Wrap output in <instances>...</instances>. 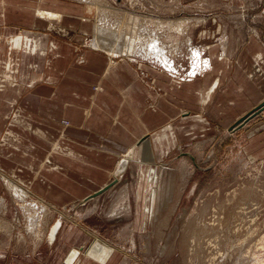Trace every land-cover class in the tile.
Listing matches in <instances>:
<instances>
[{
  "label": "rangeland",
  "instance_id": "374dc122",
  "mask_svg": "<svg viewBox=\"0 0 264 264\" xmlns=\"http://www.w3.org/2000/svg\"><path fill=\"white\" fill-rule=\"evenodd\" d=\"M40 9L61 13L64 21L46 20ZM263 11L264 0H0V264H82L98 248L97 239L122 246L139 264H264V111L231 130L264 102V92L253 103L238 102L239 86L229 84L225 92L224 82L237 73L232 53L249 42L243 46L245 24L263 19ZM19 36L34 38V50L13 49ZM153 39L177 71L132 52ZM53 44L60 49L53 52ZM193 49L202 50L204 63L212 52L231 55L213 63L225 71L224 90L208 104L199 89L212 69L190 75L198 60ZM95 50L105 57L96 59L90 54ZM6 64L17 72L9 73ZM86 64L91 80L101 65L105 77L107 71L122 73L106 78L118 90L119 77L148 90L134 102L137 135L122 137L120 125L129 116L120 114L121 107L109 115L116 118L111 125L92 122L85 128L98 138L129 142L123 151L97 139L88 145L84 130L63 115L67 101L83 104ZM255 67L264 79V70ZM261 85L250 83L243 92L249 97ZM50 98L59 103L53 109L59 121L52 126ZM43 99L49 106L42 110ZM98 100L91 98L95 109L102 105ZM83 150L111 171L84 170ZM3 174L28 192V201L48 205L38 233L29 231L24 201ZM144 209L150 211L148 223Z\"/></svg>",
  "mask_w": 264,
  "mask_h": 264
},
{
  "label": "crops",
  "instance_id": "0c3cea01",
  "mask_svg": "<svg viewBox=\"0 0 264 264\" xmlns=\"http://www.w3.org/2000/svg\"><path fill=\"white\" fill-rule=\"evenodd\" d=\"M262 18L263 19L256 21V23H254V24H251V22H249L248 24H245V28H248L249 30L244 35V36L248 35V40H243V46L248 41L249 42L247 43V45L245 46V48L242 52L239 51L240 53H232V56H233L232 58L238 60V64H237L238 67L236 68L237 73L234 74V78H231V79L228 78L227 80H224V82L226 81L225 92L228 91L227 87L229 86V84H232L235 87H236V85L239 86V90H237V92H236L237 94H239V96L237 97L238 102H240V101H252V103H253V102H255L256 99L259 100L258 97H261L263 95L262 92H264V86H262V85H261L262 90L256 88L257 90L255 91V93L250 92L249 97L245 94V92H243V87H245V86L247 87L250 83L252 85L254 84V82L264 84V79L262 77V74H258L256 72H254V69H256V67H255L256 64H258L259 67L262 68V69L260 68L261 71L264 70V39H263V37H264V11H263ZM44 19H46V18H44ZM46 20L53 21L52 19H46ZM56 21H58V20H56ZM60 21L61 20H59V22ZM16 37H17V33H15V35H14V38H16ZM26 37H27L26 39H28L29 44L34 43V41H35L34 38H29V36H26ZM11 39H12V37H11ZM11 39H9V41ZM26 39H22L21 36H19L18 40H16L14 42L15 47H13V49H16V43L17 42L19 43V48L16 50L22 49L23 46L25 47ZM21 44H22V47H21ZM58 49H60V48H58ZM29 52H31V50H29ZM221 52H216L217 54L212 52V54H211L212 56H210L208 58L209 67L207 69H212V70H210L208 73L209 77H208V75H206L208 77V79H206V81L204 82V85L201 86V88L199 89V94H201V100H202L203 104H208L212 100V97L215 95L216 91L210 97L208 96L207 93L211 90L215 80L221 78V76H222L221 73L225 74V71L224 70L220 71L221 70L220 68L215 70V66H213V63L217 60L222 62V61L228 60V58L229 59L231 58L229 51L223 50ZM227 52H228V56H227ZM92 53H93V55L96 56V59H98V60L102 59V57H105L102 53H99L96 50L90 51V54H92ZM26 54H28L27 51H26ZM31 55H33V54H31ZM54 59H58V57H55ZM6 65H7L9 73L17 72V71H15L16 70L15 67L13 69L14 71L10 69L11 64H6ZM86 66L89 67L88 69L83 68V75L86 77V80L84 77H82L81 78V82H82L81 84L82 85L80 86V91L83 92L82 93V98H83L82 103L83 104H82V106L81 105H70L72 102L67 101L63 115H64V117L67 118V120L71 124H74V126H76L77 128L81 127L84 130L82 132L83 133L82 137L84 139H87L86 143H88V145H94V143H95L94 141H95V139H97L98 141H102L103 144L105 142L104 145L107 144L112 149H116L117 152L123 151L122 149H124V148L127 149V147H130L131 144H129V142H126L124 140L121 141L117 136L110 137L109 139L105 138V137L98 138V137H95L94 135H91V133H90L91 130L87 131L85 128H87V127L89 128V126L92 122L94 124H97V126H99V128L103 127L104 125L106 126V123H109L111 125V123H113V121H116V118L109 117V115L112 114L114 116L116 113V111H114V108L121 107V113L120 114L122 116H125V117L129 116V119L122 121V122H125V124L120 125L121 130H124L123 134L121 133L123 135L122 137L127 139V138H130L132 136V134L137 135V132L135 131V129L137 128V125H136L137 119H136V117L134 115V111H133V108L135 106L134 102L135 101L137 102V99H139V96H140V98H145L147 96L148 90L144 86L145 84L140 85L137 83L138 86H144V87H138L137 85H135V83H129L128 80H124V77L117 78V79H121L120 85H122L121 89L118 90L113 85H109V82H108L109 80L106 78L110 75L111 76L112 75L117 76V75H120L122 73H120V71L119 72L118 71H114V72L107 71L106 72L107 77H105L106 74L104 75V74H102V72H99V70L102 68L101 65H99V67L97 68V71L94 72L93 78L91 80V71H90L91 65L86 64ZM93 68H96V67L93 66ZM206 70H203L202 72H205ZM242 70L244 72L243 74H242ZM223 71H224V73H223ZM202 72H200V73H202ZM229 74H228V76H229ZM193 77H195V76H193ZM87 79H88V81H87ZM90 80L93 82V84L91 83ZM196 80L197 79H195L194 81H196ZM128 84L136 86V88L138 89L137 94H135L134 89H132V90L130 89V86ZM123 85L124 86L128 85L129 87L123 89L122 88ZM2 87H5V86L3 85ZM94 87H96V88H94ZM64 88H67V91H71V92H78L79 91V89L74 90V88H70L69 86H66ZM221 89L224 90V87L222 88V78H221V85L217 89L218 92ZM120 91H122V93H120ZM142 91H143V93H141ZM199 94L196 93L195 95L196 96L198 95L200 97ZM92 97L93 98L94 97L99 98L98 102L102 104V105H99L97 109H95L96 108L95 104L91 105V98ZM250 97H251V99H250ZM104 98H105V100H104ZM38 99H40V98L38 97ZM50 100H51V98H50ZM72 100L74 101V99H72ZM231 102H233V101H231ZM43 103H44V99L42 100V105H41L42 110L49 106V104H47V103L43 104ZM58 104L59 103L56 102L55 100L50 101L51 112H50V114L49 113H47V114H49L51 116V118L49 117L47 119L49 120L48 123H51V126L53 125V123H55L54 125H57V123L59 121V118L54 117V115H56L57 113L53 110V109H56L59 107ZM248 105L251 106L252 104L248 103ZM230 106H232V103L230 104ZM105 108H106V110H105ZM108 108H110V109L112 108V110H110L108 112V110H107ZM125 108H127L128 110H125ZM137 109H138V111H136V113L140 117V114H139V112H141L140 108H137ZM126 125L128 126V128H126ZM69 128L70 127L62 126V129L64 131L66 129H69ZM105 128H107V127H105ZM38 129H41V132L45 133L43 127L38 128ZM73 130H75V129H73ZM47 132H48V134H50V137H52L53 134H54V136H56L55 132L52 131L49 127H48ZM69 134H70V132H69ZM119 136H120V134H119ZM125 146H127V147H125ZM82 162L84 163V166H83L84 170H87V168L90 167V168L96 169L100 172H102V169H104L105 172H109L112 169L110 164H107L105 162L103 165V163H101V162H103L102 160L100 161L99 159H95L91 156H88L84 150L82 151ZM126 166H127V164H126ZM5 178L9 179V177L7 175L5 176ZM102 182H103V180H102ZM145 210L146 209H144L143 211L140 210L142 213L141 216H142V219L146 218L147 223H148V220L150 218V211L146 212ZM149 210H150V208H149ZM147 223L145 224L144 227H147ZM90 236H91V234H90ZM97 240H98V242H96V245H97L96 247H98L99 249L97 248L95 250V248H92V250L90 251V254H89L90 256H94V258H92L90 256L86 257L85 259L83 258L84 261L82 264H126L127 261H131L130 264H139L137 258H135L131 254L127 253L126 252L127 250L125 248H123L122 246H119L117 244L111 245L110 243L106 242V240H104V239L100 240V241H99V239H97ZM78 253L79 252L77 250L74 251L71 254V257L68 261L70 263H72L77 258Z\"/></svg>",
  "mask_w": 264,
  "mask_h": 264
},
{
  "label": "bare ground",
  "instance_id": "6f19581e",
  "mask_svg": "<svg viewBox=\"0 0 264 264\" xmlns=\"http://www.w3.org/2000/svg\"><path fill=\"white\" fill-rule=\"evenodd\" d=\"M39 13L43 18H46V19L57 18V20H61V21L64 20L63 14L55 13L54 11L39 10ZM14 33H16V32H14ZM157 41H159V40L153 39L147 45V47L135 48L132 52H136V54L138 56L143 57L145 59L154 60L155 62H157L161 66H163L167 71H171V72L177 71V69H176L177 67L174 66L175 65L174 61L169 57L170 55L168 56V55L164 54V51H163V48L161 47V44H159V42H157ZM94 45L99 46L96 43ZM21 47H22V44H21ZM18 48H19V43L17 42L16 43V49H18ZM58 48H59L58 45L53 44L52 51L55 52ZM25 49L26 50H32V49L34 50L33 44H29L28 39H26V41H25ZM114 52H115V50H114ZM202 53H203L202 50L199 51L197 49H193V55H194V57H197L198 60H199V57H201ZM53 54H55V53H53ZM117 55H119V52L116 51L113 56H117ZM53 58H54V56H53ZM198 60L196 61V63L194 62V64H193V70L190 73V75L192 77L196 76L197 73H200L201 71L206 70L209 67V61L208 60H206L205 63H204L203 57L199 60L200 62ZM52 65H53V62L51 61L50 66H52ZM220 85H221V78L216 79L211 90L207 93L208 96L210 97L212 94H214V92L217 91V89ZM163 136L159 137L160 140L158 139V141L161 142L163 139ZM166 141H167V139H166ZM124 162H126V159ZM125 167H126V163H124L122 165L119 172H122V170ZM9 179L11 180V178H9ZM9 179H7V183L12 186L13 189L12 188L11 189L14 191L15 196L24 201L22 203L25 205L24 207L26 208L25 210L27 212V219H28L29 227H30L29 231L34 232V233L35 232L38 233L37 230L42 227L43 223H45L43 221V216L46 215L48 205L45 203H42V202L37 203V202H34L33 200L28 201L27 200L28 192L25 189L20 188L19 186L12 183V181H10ZM13 182H15V181H13ZM59 226H60V222L57 223L56 226L53 228L52 240H54L56 238V234L58 232Z\"/></svg>",
  "mask_w": 264,
  "mask_h": 264
},
{
  "label": "water",
  "instance_id": "95a60500",
  "mask_svg": "<svg viewBox=\"0 0 264 264\" xmlns=\"http://www.w3.org/2000/svg\"><path fill=\"white\" fill-rule=\"evenodd\" d=\"M262 111H264V102H262L260 105H258L256 108H254L253 110H251L248 114H246L244 117H242L238 122L235 123V125H233V127L231 128V130L235 129V128H241L243 127L246 123H248L252 118L256 117L257 115H259ZM114 183H111L109 185H106L105 187L101 188L100 190H98L97 192H95L94 194H92L91 196H89L86 201L97 197L99 195L104 194L107 190H109L111 188V186Z\"/></svg>",
  "mask_w": 264,
  "mask_h": 264
}]
</instances>
